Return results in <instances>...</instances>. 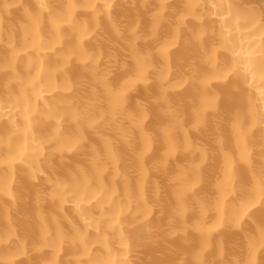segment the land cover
I'll return each mask as SVG.
<instances>
[{"label":"bare ground","instance_id":"obj_1","mask_svg":"<svg viewBox=\"0 0 264 264\" xmlns=\"http://www.w3.org/2000/svg\"><path fill=\"white\" fill-rule=\"evenodd\" d=\"M0 264H264V0H0Z\"/></svg>","mask_w":264,"mask_h":264}]
</instances>
